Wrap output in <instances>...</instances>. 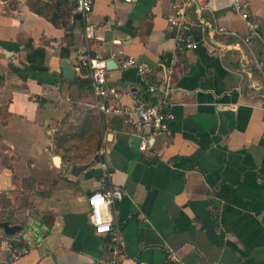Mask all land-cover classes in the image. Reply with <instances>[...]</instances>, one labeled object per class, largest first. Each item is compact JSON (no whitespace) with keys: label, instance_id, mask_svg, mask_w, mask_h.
Here are the masks:
<instances>
[{"label":"crops","instance_id":"0c3cea01","mask_svg":"<svg viewBox=\"0 0 264 264\" xmlns=\"http://www.w3.org/2000/svg\"><path fill=\"white\" fill-rule=\"evenodd\" d=\"M184 1L92 0L83 16L74 0H0V239H19L17 264H264V0H243L249 42L234 0L190 2L194 49L167 29ZM79 54L113 62L106 82L128 105L143 83L123 59L168 81L171 135L141 150L127 116L91 105ZM113 185L118 256L88 217V194Z\"/></svg>","mask_w":264,"mask_h":264},{"label":"built area","instance_id":"2783aa9c","mask_svg":"<svg viewBox=\"0 0 264 264\" xmlns=\"http://www.w3.org/2000/svg\"><path fill=\"white\" fill-rule=\"evenodd\" d=\"M209 0H187L180 5H174L175 13L168 17V31L172 34L175 42L185 48H196L200 42L194 37L192 25L186 15V6L190 2L205 4ZM75 10L86 16L91 10L92 0H74ZM233 9L238 12L246 23L247 32L243 36L245 42H249L251 34L256 32L259 22L249 12V4L243 0H234ZM86 35L92 36V25H87ZM227 28L219 26L217 31H226ZM232 33H235L232 31ZM264 70V57L257 62ZM79 67L88 69L92 87L95 93V101L91 104L100 111L110 114L117 113L127 116L131 124L132 132L138 137L139 148L147 150L151 146V140L159 135H171L172 121L174 118L171 109L169 93L172 86L168 81L159 83L151 81L146 74L150 70L145 62L138 61L133 57L122 60L121 65H133L139 74L141 86H133L129 89L131 104L121 102V93L106 82L107 61L102 58L78 55ZM264 88V79L260 84ZM261 114L264 116V101L260 106ZM133 116V117H132ZM103 150L97 151V154ZM123 191L120 187L113 185L105 190H93L88 194L89 206L88 217L93 225L94 231L99 234H110L114 241L113 253L118 256L122 253L123 240L119 229L113 225V210L117 201L122 199ZM18 238L3 237L0 239V264H17L18 260L26 252L18 246Z\"/></svg>","mask_w":264,"mask_h":264},{"label":"water","instance_id":"95a60500","mask_svg":"<svg viewBox=\"0 0 264 264\" xmlns=\"http://www.w3.org/2000/svg\"><path fill=\"white\" fill-rule=\"evenodd\" d=\"M77 15L79 16L80 14H77ZM112 64H113V62L111 60L107 61V66L112 65ZM62 69H63L64 75L66 77L72 78L74 76V70H73L72 66L65 60H63V62H62ZM83 167H84V165H74L72 167L71 171L73 173H78L79 170H81ZM4 226L6 228L8 227L7 224H4ZM10 230L13 231L14 228H10Z\"/></svg>","mask_w":264,"mask_h":264}]
</instances>
